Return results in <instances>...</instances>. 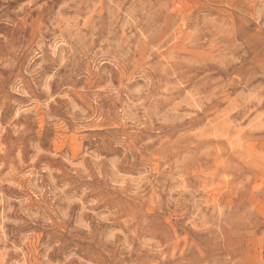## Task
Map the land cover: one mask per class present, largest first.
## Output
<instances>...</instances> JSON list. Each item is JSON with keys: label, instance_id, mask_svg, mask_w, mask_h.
<instances>
[{"label": "rangeland", "instance_id": "1", "mask_svg": "<svg viewBox=\"0 0 264 264\" xmlns=\"http://www.w3.org/2000/svg\"><path fill=\"white\" fill-rule=\"evenodd\" d=\"M0 264H264V0H0Z\"/></svg>", "mask_w": 264, "mask_h": 264}]
</instances>
